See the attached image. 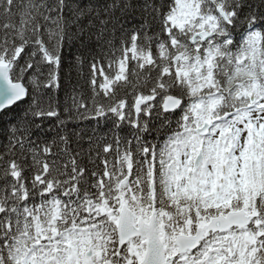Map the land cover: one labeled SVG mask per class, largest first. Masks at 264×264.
Returning a JSON list of instances; mask_svg holds the SVG:
<instances>
[{
	"label": "snow or ice",
	"instance_id": "6c2138e0",
	"mask_svg": "<svg viewBox=\"0 0 264 264\" xmlns=\"http://www.w3.org/2000/svg\"><path fill=\"white\" fill-rule=\"evenodd\" d=\"M0 264H264V0H0Z\"/></svg>",
	"mask_w": 264,
	"mask_h": 264
}]
</instances>
